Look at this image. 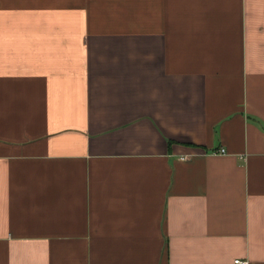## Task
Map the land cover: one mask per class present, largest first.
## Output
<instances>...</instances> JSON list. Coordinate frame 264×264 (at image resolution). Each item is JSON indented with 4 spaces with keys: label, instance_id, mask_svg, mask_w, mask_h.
<instances>
[{
    "label": "crops",
    "instance_id": "0c3cea01",
    "mask_svg": "<svg viewBox=\"0 0 264 264\" xmlns=\"http://www.w3.org/2000/svg\"><path fill=\"white\" fill-rule=\"evenodd\" d=\"M237 259L264 264V0H0V264Z\"/></svg>",
    "mask_w": 264,
    "mask_h": 264
},
{
    "label": "built area",
    "instance_id": "2783aa9c",
    "mask_svg": "<svg viewBox=\"0 0 264 264\" xmlns=\"http://www.w3.org/2000/svg\"><path fill=\"white\" fill-rule=\"evenodd\" d=\"M217 152H221V153H225L226 152V150L225 149H223V148H221L220 150H218ZM235 263L236 264H249V262L248 261H242L241 259H237L236 261H235Z\"/></svg>",
    "mask_w": 264,
    "mask_h": 264
}]
</instances>
